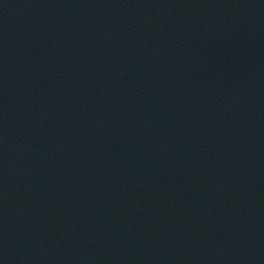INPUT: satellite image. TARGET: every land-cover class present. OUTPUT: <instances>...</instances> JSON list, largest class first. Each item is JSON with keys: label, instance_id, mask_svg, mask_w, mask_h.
I'll return each instance as SVG.
<instances>
[{"label": "water", "instance_id": "obj_1", "mask_svg": "<svg viewBox=\"0 0 264 264\" xmlns=\"http://www.w3.org/2000/svg\"><path fill=\"white\" fill-rule=\"evenodd\" d=\"M0 264H264V0H0Z\"/></svg>", "mask_w": 264, "mask_h": 264}]
</instances>
